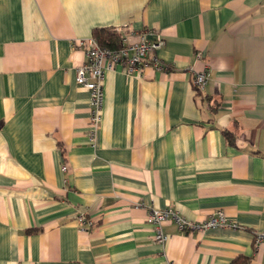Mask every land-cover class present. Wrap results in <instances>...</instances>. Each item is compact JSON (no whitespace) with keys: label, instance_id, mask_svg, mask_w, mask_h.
Wrapping results in <instances>:
<instances>
[{"label":"crops","instance_id":"0c3cea01","mask_svg":"<svg viewBox=\"0 0 264 264\" xmlns=\"http://www.w3.org/2000/svg\"><path fill=\"white\" fill-rule=\"evenodd\" d=\"M95 29L161 37L170 71L107 72L93 140ZM151 208L236 228L169 221L162 246ZM262 234L264 0H0V264H264Z\"/></svg>","mask_w":264,"mask_h":264},{"label":"built area","instance_id":"2783aa9c","mask_svg":"<svg viewBox=\"0 0 264 264\" xmlns=\"http://www.w3.org/2000/svg\"><path fill=\"white\" fill-rule=\"evenodd\" d=\"M164 46V41L157 36L150 40L148 33L142 34L137 43H130L122 40L118 49L103 48L94 38L80 39L73 42V47L83 50L85 62L77 70L76 82L81 87L90 92L91 105V137L94 140L96 133L100 130L103 121L104 87L107 72H113L117 66L122 65L127 74L137 72L139 74L146 67H153L159 71H170V67L163 61L155 57L156 51ZM209 80L206 72L195 73L194 86L200 91ZM66 171L67 167L64 166ZM173 222L182 233L196 231L204 232L216 227H235L227 219L224 212H217L208 221L196 224L183 218L177 211L169 209L151 208L147 217V222L153 227L156 243L165 246L169 236L164 233L163 227L167 222ZM81 231L87 232L94 227V222L86 215L78 217ZM264 240V234L258 236L256 244L259 245Z\"/></svg>","mask_w":264,"mask_h":264},{"label":"trees","instance_id":"16d2710c","mask_svg":"<svg viewBox=\"0 0 264 264\" xmlns=\"http://www.w3.org/2000/svg\"><path fill=\"white\" fill-rule=\"evenodd\" d=\"M93 37L103 48L118 49L121 45V37L117 31L112 29H95ZM226 136H230L226 133ZM232 264H251L246 257L237 258Z\"/></svg>","mask_w":264,"mask_h":264}]
</instances>
